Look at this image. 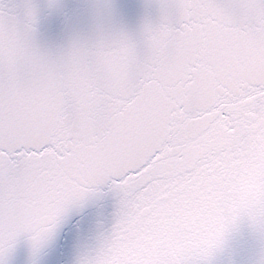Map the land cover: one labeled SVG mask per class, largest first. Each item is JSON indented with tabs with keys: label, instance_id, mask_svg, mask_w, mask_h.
<instances>
[{
	"label": "snow or ice",
	"instance_id": "obj_1",
	"mask_svg": "<svg viewBox=\"0 0 264 264\" xmlns=\"http://www.w3.org/2000/svg\"><path fill=\"white\" fill-rule=\"evenodd\" d=\"M139 39L53 57L34 5H0V264H37L108 186L115 220L76 264H209L246 217L264 238V0H171ZM254 196L232 199L241 175Z\"/></svg>",
	"mask_w": 264,
	"mask_h": 264
},
{
	"label": "water",
	"instance_id": "obj_2",
	"mask_svg": "<svg viewBox=\"0 0 264 264\" xmlns=\"http://www.w3.org/2000/svg\"><path fill=\"white\" fill-rule=\"evenodd\" d=\"M171 0H0V5L35 6L34 42L53 57L65 53L74 41L91 43L101 32L119 30L137 40L146 21H157L159 5ZM252 174L241 175L232 188V199L254 196ZM117 197L107 185L82 205L69 210L51 240L41 249L37 264H76L79 255L95 247L115 220ZM29 242L21 236L8 258L9 264H30ZM209 264H264V238L242 217L227 232L224 243Z\"/></svg>",
	"mask_w": 264,
	"mask_h": 264
},
{
	"label": "clouds",
	"instance_id": "obj_3",
	"mask_svg": "<svg viewBox=\"0 0 264 264\" xmlns=\"http://www.w3.org/2000/svg\"><path fill=\"white\" fill-rule=\"evenodd\" d=\"M225 236H226V235H225ZM224 240H225V237H224V239H223V242H222V244L224 243ZM222 244H221V245H222Z\"/></svg>",
	"mask_w": 264,
	"mask_h": 264
}]
</instances>
